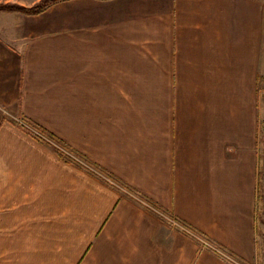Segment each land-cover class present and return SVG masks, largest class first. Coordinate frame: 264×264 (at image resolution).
<instances>
[{
	"label": "crops",
	"instance_id": "obj_1",
	"mask_svg": "<svg viewBox=\"0 0 264 264\" xmlns=\"http://www.w3.org/2000/svg\"><path fill=\"white\" fill-rule=\"evenodd\" d=\"M0 264H264V0L0 10Z\"/></svg>",
	"mask_w": 264,
	"mask_h": 264
},
{
	"label": "built area",
	"instance_id": "obj_2",
	"mask_svg": "<svg viewBox=\"0 0 264 264\" xmlns=\"http://www.w3.org/2000/svg\"><path fill=\"white\" fill-rule=\"evenodd\" d=\"M42 138H44L47 142H49L50 144H52L53 147H55V149L57 151H59V153H61L62 155H64V157L69 158V159L71 158L74 161L78 162L86 171H88L89 173H91L95 177L100 178V179H103V180L108 181V182H112L111 179L109 177H107L105 174H103L101 171L97 170L96 168L92 167L91 165H89L85 161L77 158L76 156L70 154L68 150H66L65 148H63L62 146H60L59 144H57L53 140H50V139L45 138V137H42ZM203 243H204L203 244L204 246L210 247L211 249H213L215 251H218L222 256H224V257H226V258H228V259L231 260V257L229 255H227L226 253H224V252H222V251H220L218 249H215L212 245L208 244L207 242H204L203 241Z\"/></svg>",
	"mask_w": 264,
	"mask_h": 264
},
{
	"label": "trees",
	"instance_id": "obj_3",
	"mask_svg": "<svg viewBox=\"0 0 264 264\" xmlns=\"http://www.w3.org/2000/svg\"><path fill=\"white\" fill-rule=\"evenodd\" d=\"M60 0H45L40 5L34 7V8H25V7H19V6H6L2 5L0 6V10L4 11H19L26 14H40L42 13L49 5L52 3H55Z\"/></svg>",
	"mask_w": 264,
	"mask_h": 264
},
{
	"label": "rangeland",
	"instance_id": "obj_4",
	"mask_svg": "<svg viewBox=\"0 0 264 264\" xmlns=\"http://www.w3.org/2000/svg\"><path fill=\"white\" fill-rule=\"evenodd\" d=\"M43 1H45V0H42L40 3H39V5L43 2ZM6 6H13L12 4H8V5H6ZM14 6H16V5H14ZM36 6H38V4L36 5ZM36 6H33V7H31V8H34V7H36ZM19 7H21V6H19ZM27 7H30V6H27ZM26 7V8H27ZM95 168V167H94ZM98 170V169H97Z\"/></svg>",
	"mask_w": 264,
	"mask_h": 264
}]
</instances>
